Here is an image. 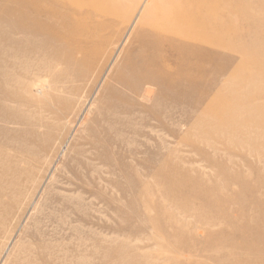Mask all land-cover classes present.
<instances>
[{
	"label": "rangeland",
	"instance_id": "obj_1",
	"mask_svg": "<svg viewBox=\"0 0 264 264\" xmlns=\"http://www.w3.org/2000/svg\"><path fill=\"white\" fill-rule=\"evenodd\" d=\"M93 1L61 40L0 0V264H264V0L197 105L122 88L149 0Z\"/></svg>",
	"mask_w": 264,
	"mask_h": 264
},
{
	"label": "bare ground",
	"instance_id": "obj_2",
	"mask_svg": "<svg viewBox=\"0 0 264 264\" xmlns=\"http://www.w3.org/2000/svg\"><path fill=\"white\" fill-rule=\"evenodd\" d=\"M107 2L105 0V4ZM152 2L157 6L151 7L149 0L145 7L139 8L130 26L143 34H151L154 40H142L136 50L132 41L123 64L127 73L115 75V79L122 88L132 93L141 91L143 85H156L158 91H162L161 95L197 105L208 99L211 93L210 79L216 83L215 87H219L217 81L222 71V61L235 60L232 53L239 51L240 38L244 36L241 26H254L257 18L253 7L255 0H169L170 7L157 0ZM111 3L116 2L111 0ZM15 4L11 13L17 17L18 23L28 24L27 31L49 34L53 39L61 40H66L73 12L82 4L95 7L93 0H15ZM60 9L72 12L65 14ZM56 19L62 22V26L56 24ZM165 43H169L176 53L173 65L163 61L161 51ZM209 47L214 59L211 65L206 60ZM156 48L159 52H155ZM151 51L153 56H148L147 52ZM184 56L197 61V64L190 61L186 72L181 66ZM197 68L202 70L200 74H195ZM150 87L143 90L146 92L144 96L152 93ZM216 92L219 93L220 89ZM212 104H209L210 108Z\"/></svg>",
	"mask_w": 264,
	"mask_h": 264
}]
</instances>
